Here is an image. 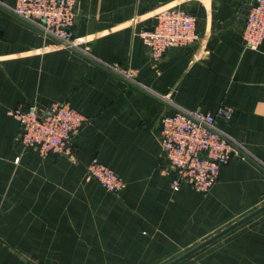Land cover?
<instances>
[{
	"label": "crops",
	"instance_id": "0c3cea01",
	"mask_svg": "<svg viewBox=\"0 0 264 264\" xmlns=\"http://www.w3.org/2000/svg\"><path fill=\"white\" fill-rule=\"evenodd\" d=\"M12 4L13 0H0ZM248 0H76L72 26L92 57L0 6V264H163L264 203V38L242 44ZM194 16L199 38L148 55L136 30L157 7ZM67 101L83 116L65 155L18 142L17 104ZM213 112L252 157H231L206 192L172 188L155 138L169 104ZM91 157L123 181L84 176ZM175 264H264V209Z\"/></svg>",
	"mask_w": 264,
	"mask_h": 264
},
{
	"label": "built area",
	"instance_id": "2783aa9c",
	"mask_svg": "<svg viewBox=\"0 0 264 264\" xmlns=\"http://www.w3.org/2000/svg\"><path fill=\"white\" fill-rule=\"evenodd\" d=\"M75 3L76 0H13L12 4L0 1V6L58 45L84 54L130 83H139L134 69L96 61L89 46H79L72 30ZM247 5L240 32L243 47L254 49L264 38V0H248ZM151 19V24L140 25L136 34L153 58H159L169 47H181L199 38L194 16L184 8L157 7ZM8 112L19 125L21 147L34 148L41 156L49 151L69 155L72 138L83 121V116L67 101H51L44 107L34 102L17 104ZM230 113L224 104L217 105L213 112H204L170 103L160 111L154 135L164 163L161 170L168 176L170 187L186 185L206 192L215 181L220 164L233 156L252 157L241 141L216 125V116L227 118ZM84 176L95 178L111 192H118L123 186L121 177L95 157L85 164Z\"/></svg>",
	"mask_w": 264,
	"mask_h": 264
},
{
	"label": "water",
	"instance_id": "95a60500",
	"mask_svg": "<svg viewBox=\"0 0 264 264\" xmlns=\"http://www.w3.org/2000/svg\"><path fill=\"white\" fill-rule=\"evenodd\" d=\"M248 6V5H247ZM264 209V203L252 211L248 212L247 214L239 217L238 219L232 221L231 223L227 224L223 228L219 229L218 231L212 233L208 237L202 239L201 241L197 242L196 244L192 245L191 247L185 249L178 255L174 256L173 258L169 259L168 261L164 262L163 264H175L176 262L184 259L185 257L193 254L195 251L200 249L201 247L205 246L206 244L210 243L211 241L215 240L216 238L220 237L227 231L231 230L232 228L236 227V225L240 224L241 222L245 221L246 219L250 218L251 216L255 215L259 211Z\"/></svg>",
	"mask_w": 264,
	"mask_h": 264
}]
</instances>
